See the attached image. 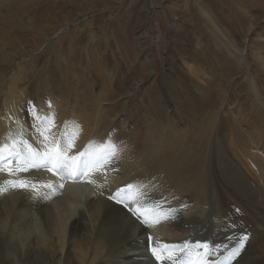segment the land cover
Here are the masks:
<instances>
[{
	"label": "bare ground",
	"instance_id": "1",
	"mask_svg": "<svg viewBox=\"0 0 264 264\" xmlns=\"http://www.w3.org/2000/svg\"><path fill=\"white\" fill-rule=\"evenodd\" d=\"M5 49L0 47V61L9 57ZM57 60L51 67L47 60L41 63L42 72L31 84L36 93L30 91V84L12 85L20 92L13 97L10 86L9 93L0 90V147L16 141L22 152L27 151L26 144L44 152L42 118L54 117L50 143L63 146L65 125L69 132L78 125L79 135L68 155L93 145L91 151L103 158V167L83 177L79 188L63 171L46 167L19 171L21 163L9 174L8 167L0 166V264H161L150 251L157 241L183 245L192 237L211 236L216 247L239 243L243 235L249 239L231 264H264V173L258 169L262 160L253 157L256 179L250 178L226 147L221 150L213 138L203 143L205 136L210 138L205 122L199 133L192 120L179 128L163 111L170 103L168 111L177 113L175 101L162 94L155 79L148 87L133 84L138 88L134 100L129 92H115L127 81L109 79L102 65L89 66L96 80L90 71L75 75ZM98 83L100 93L95 90ZM122 99L133 100L128 109L118 102ZM135 102L139 106H133ZM13 180L28 181L37 189L13 188L9 184ZM47 184L55 191L41 187ZM129 184L159 202L158 211L168 216L153 226L151 241L131 208L115 199L116 190ZM232 204L243 211L241 216L234 214ZM227 216L238 220H226ZM214 253L210 264H229L223 261L227 255ZM163 264L171 262L165 259Z\"/></svg>",
	"mask_w": 264,
	"mask_h": 264
},
{
	"label": "rangeland",
	"instance_id": "2",
	"mask_svg": "<svg viewBox=\"0 0 264 264\" xmlns=\"http://www.w3.org/2000/svg\"><path fill=\"white\" fill-rule=\"evenodd\" d=\"M1 46L9 57L0 61V90L10 89L12 97L14 84H30L36 93L31 84L41 63L51 67L58 57L80 76L92 63L102 65L109 79L127 81L115 92L134 100L132 85L148 87L155 79L175 101L177 113L168 111L169 103L166 117L179 128L192 120L196 133L205 122L210 138L203 143L213 138L226 147L250 178L253 157L262 160L264 173V0H0ZM118 102L128 109L133 100Z\"/></svg>",
	"mask_w": 264,
	"mask_h": 264
},
{
	"label": "snow or ice",
	"instance_id": "3",
	"mask_svg": "<svg viewBox=\"0 0 264 264\" xmlns=\"http://www.w3.org/2000/svg\"><path fill=\"white\" fill-rule=\"evenodd\" d=\"M37 119L41 118L37 117ZM42 119L44 126L40 128V134L45 142L46 150L44 152H38L33 149L31 145L26 144L27 154H25L17 147V142L12 141L11 145L5 144L0 147V163L10 165L11 160L8 158L15 157L23 162L19 169H17L19 171H26L28 167L42 166L46 167L49 171H63L70 179H74L77 176L87 177L91 171L103 167V158L95 157L91 151L94 147L93 145H89L84 151L77 155H68V151L75 146V139L79 135L78 125H72L73 131L71 132L67 130L69 125H65V132L62 133V136L65 138V144L61 146L50 143L51 137L48 135L49 131L55 127L54 117H43ZM108 147H111V145ZM37 161L42 163L37 164ZM0 170H3V168H0ZM7 171L9 174H13L16 170L9 166ZM89 182L91 183L92 181ZM9 184L13 188L31 187L34 190L37 189L35 184H31L25 180H13L9 181ZM41 187H47L55 191L51 184L41 185ZM60 187L62 188L63 185H60ZM144 195L145 194L140 190L139 186L129 184L116 192L115 199L123 203L125 207L129 206L128 202L130 201L134 205V207L130 209L133 211V214L136 215L146 227L151 228L160 223L161 219H167L168 216L158 211L160 208L158 204L150 205L142 202V197H144ZM148 239L151 241L152 238L148 237ZM248 239V235H243L239 238L238 246L234 249L229 258V264H231L233 258L240 255ZM150 251L161 264H163L165 259L170 261L171 264H210L209 257L215 254L212 246L208 242L199 241L195 244L185 242L183 245L179 246L168 245L157 241L156 246L150 247ZM177 253L182 254V258H177Z\"/></svg>",
	"mask_w": 264,
	"mask_h": 264
}]
</instances>
